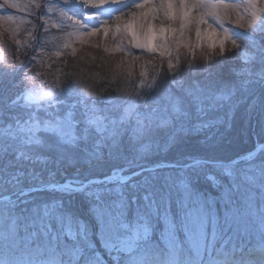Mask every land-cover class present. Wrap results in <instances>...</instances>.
Masks as SVG:
<instances>
[{
  "label": "snow or ice",
  "instance_id": "6c2138e0",
  "mask_svg": "<svg viewBox=\"0 0 264 264\" xmlns=\"http://www.w3.org/2000/svg\"><path fill=\"white\" fill-rule=\"evenodd\" d=\"M0 22L27 41L20 57L14 34L0 62V264H264V157L237 169L222 155L248 133L264 151V0H3ZM66 24L122 37L134 61L158 53L152 79L140 72L133 96L93 95L61 68L37 96V50Z\"/></svg>",
  "mask_w": 264,
  "mask_h": 264
},
{
  "label": "rangeland",
  "instance_id": "374dc122",
  "mask_svg": "<svg viewBox=\"0 0 264 264\" xmlns=\"http://www.w3.org/2000/svg\"><path fill=\"white\" fill-rule=\"evenodd\" d=\"M159 1V0H157ZM242 4L244 3V0H240ZM3 0H0V3H2ZM16 2L20 3L21 5H26L31 2V0H16ZM142 2V0H125V3L128 4H134ZM8 12H11L13 15L17 17V19L23 18L25 21H27V16L22 13V12H16L14 10H7ZM127 12V9L125 10ZM118 15V13H113L112 19L109 21L110 25L114 28L115 27V16ZM52 19L58 20V17H53ZM232 19H235V14H233ZM248 16H245V22L247 21ZM16 25L14 24H8L5 22H0V54L2 50H5V46L7 47L8 44H6V40L9 45V49L14 48L17 51V48L15 47V40L13 39L14 29H16ZM26 27V24H20L19 29L20 32L23 33L24 28ZM66 30L65 31H59V30H50L49 35L45 40V47L38 49L37 50V57H36V63L35 65L31 68V72L36 74V79L34 80V92L39 93L41 90L46 89V88H52L54 91L57 90L59 87V78L57 77L56 81L57 83H52V79L55 77H46L44 79L39 78V73L38 71L42 69V67H48L52 63H57V64H70L72 62H81L83 65H88V66H93L92 68L95 70L97 69V64L98 67L100 68L99 71L102 72L101 75L99 73L96 74H89L88 78H106L109 79L108 82L106 81L105 83L110 85V86H115V79L116 75L119 74L122 79L120 82V89L121 91L123 90L125 86V82L127 83L128 81L131 82V79L135 77L134 82L137 79V76L139 75L140 72H145L146 76L144 77L145 82L152 79V76L154 75V69L156 65H159L160 63V58L158 53L152 58V61H149V57L144 54H140V58L138 61H134L133 57L139 53V50H134L133 49V56H129L128 53V48H125V51L121 53L119 49L116 48V45L114 43V40L116 43H119V40L122 39L118 37H113L109 36L106 39L104 38L103 34L101 33L100 35L93 36V37H88V36H83L78 37L77 32H78V27L73 26L71 24H66L65 25ZM233 32L235 31H248L251 32V29H239L238 26L233 25ZM26 37V33L24 34ZM16 39H22L19 34H15ZM192 38L194 39V33L192 35ZM26 38L22 39V43L19 46V54H23V43H26ZM124 45H128L127 39H124ZM238 45L242 44V41L240 39L237 40ZM64 44H69L68 48H65L63 45ZM105 47H107L109 50L104 51ZM206 47V45H205ZM226 49L227 51L225 52V56L229 58L228 63L225 64L224 69L228 70L232 66V58L235 55L237 49H234L231 45V42H227L226 44ZM56 51H60L62 53L61 57H55L54 53ZM244 50L241 49V53ZM73 52L75 55H73ZM175 55V53H173ZM185 56L184 50H181V59H183ZM195 57L197 60H203V55H202V50L197 49L195 53ZM190 58V57H189ZM219 56L216 52L212 53V59H218ZM166 59V58H165ZM70 61V63H68ZM207 62V61H205ZM242 58H241V61ZM72 65V64H70ZM73 66V65H72ZM70 67V66H69ZM111 69V72L109 71ZM98 71V72H99ZM131 71L133 74L131 77H125L124 74L128 73ZM99 75V76H98ZM140 85V80L137 79V82L134 84V88H139ZM90 86V85H85ZM105 89H108L109 86H105ZM86 93H91L93 95L96 94H105L104 91H93V90H87V89H82ZM122 94V93H121ZM39 103H43V101H40ZM257 144H261L260 142L256 141ZM166 151V149L163 147V145L160 146V153H163ZM161 154V155H163ZM253 157L256 158H261L264 157V151L261 149L256 152ZM248 160V158L239 160L241 163H238L236 165L237 169H241L244 167H247V163H245ZM250 242L248 244L250 246H258L261 243V238L258 233L253 232L251 236L247 237Z\"/></svg>",
  "mask_w": 264,
  "mask_h": 264
},
{
  "label": "trees",
  "instance_id": "16d2710c",
  "mask_svg": "<svg viewBox=\"0 0 264 264\" xmlns=\"http://www.w3.org/2000/svg\"><path fill=\"white\" fill-rule=\"evenodd\" d=\"M7 47L5 46V50L1 51L0 54V62L4 60L5 57L10 61L12 59V53L16 51L14 48L9 49L10 43L7 42L6 40ZM19 51V50H18ZM25 55V52L23 54H19L20 57H23ZM70 63V61L68 62ZM72 64V65H70ZM70 64H57V63H51L50 66L48 67H42L41 70L38 71L39 74H43V79L46 77H53L55 76L51 81L52 83H57L56 79L57 77L60 79V72L59 69L63 68L66 71H71L74 73H77L83 81L82 84V89H87V90H93V91H104L105 94H110L113 97H116L118 95H124V96H133V89H134V84L133 81L135 80V77L131 79V82L128 81L127 83L125 82V86L123 90L119 92L112 91L111 93L108 92L109 89H115V86H110L106 84L105 82L109 79L106 78H88L89 74H96L99 73L101 75L102 72L99 71L98 64L97 69H93V66H88V65H83L81 62H72ZM70 66V67H69ZM99 71V72H98ZM224 71H227L224 69ZM98 75V76H99ZM40 78V75H39ZM59 82V80H58ZM137 82V79L136 81ZM85 85H90V86H85ZM105 86H109L108 89H105ZM5 87H7V81L5 82ZM256 144V137L254 134L248 133V134H238L236 138L234 139L233 143L230 145V147L222 154L225 158V161H229L233 158L239 157L241 155L246 154L248 151H250ZM166 152V151H165ZM164 152V153H165ZM163 154V153H160Z\"/></svg>",
  "mask_w": 264,
  "mask_h": 264
},
{
  "label": "water",
  "instance_id": "95a60500",
  "mask_svg": "<svg viewBox=\"0 0 264 264\" xmlns=\"http://www.w3.org/2000/svg\"><path fill=\"white\" fill-rule=\"evenodd\" d=\"M49 89H45L43 91H41L40 93L36 94L37 96L42 95L44 92H47ZM261 148V144L256 145V147L251 151V154H254L255 152H257L259 149Z\"/></svg>",
  "mask_w": 264,
  "mask_h": 264
},
{
  "label": "bare ground",
  "instance_id": "6f19581e",
  "mask_svg": "<svg viewBox=\"0 0 264 264\" xmlns=\"http://www.w3.org/2000/svg\"><path fill=\"white\" fill-rule=\"evenodd\" d=\"M157 2H159V1H157ZM225 2H227V3H234V4H241V5H243L242 2H241L240 0H225ZM241 11H243L242 8H241Z\"/></svg>",
  "mask_w": 264,
  "mask_h": 264
}]
</instances>
